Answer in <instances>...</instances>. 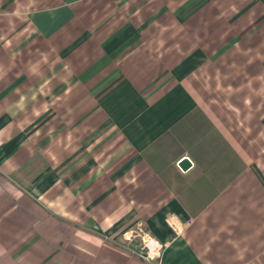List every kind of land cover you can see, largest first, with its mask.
I'll use <instances>...</instances> for the list:
<instances>
[{
	"label": "crops",
	"instance_id": "crops-1",
	"mask_svg": "<svg viewBox=\"0 0 264 264\" xmlns=\"http://www.w3.org/2000/svg\"><path fill=\"white\" fill-rule=\"evenodd\" d=\"M140 231L264 264V0H0V264H149Z\"/></svg>",
	"mask_w": 264,
	"mask_h": 264
},
{
	"label": "built area",
	"instance_id": "built-area-1",
	"mask_svg": "<svg viewBox=\"0 0 264 264\" xmlns=\"http://www.w3.org/2000/svg\"><path fill=\"white\" fill-rule=\"evenodd\" d=\"M142 236V246L137 252L138 256L149 264H157L161 257L164 246L153 235L146 231H140Z\"/></svg>",
	"mask_w": 264,
	"mask_h": 264
},
{
	"label": "water",
	"instance_id": "water-1",
	"mask_svg": "<svg viewBox=\"0 0 264 264\" xmlns=\"http://www.w3.org/2000/svg\"><path fill=\"white\" fill-rule=\"evenodd\" d=\"M192 162L188 157H183L180 159L178 165L181 167L183 170H187L191 166Z\"/></svg>",
	"mask_w": 264,
	"mask_h": 264
}]
</instances>
